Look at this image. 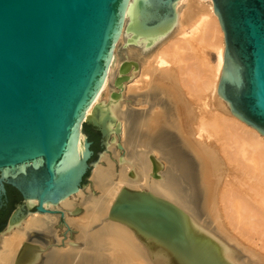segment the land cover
<instances>
[{"label": "water", "instance_id": "1", "mask_svg": "<svg viewBox=\"0 0 264 264\" xmlns=\"http://www.w3.org/2000/svg\"><path fill=\"white\" fill-rule=\"evenodd\" d=\"M130 1L0 0V208L5 184L23 199L0 233L28 212L63 217L45 205H58L87 183L114 120L104 100L86 112L106 78L125 16V31L133 32L126 43L145 36L144 48L176 22L177 0ZM210 1L223 33L216 93L231 115L264 136V0ZM187 154L198 178V161ZM190 214L166 197L122 186L102 222L129 228L154 264H233L230 248ZM193 214L209 224L200 206ZM44 250L26 239L12 264H35Z\"/></svg>", "mask_w": 264, "mask_h": 264}, {"label": "bare ground", "instance_id": "2", "mask_svg": "<svg viewBox=\"0 0 264 264\" xmlns=\"http://www.w3.org/2000/svg\"><path fill=\"white\" fill-rule=\"evenodd\" d=\"M175 14L172 27L145 48V36L126 43L133 32L125 31V16L106 78L86 112L104 100L114 120L93 164L92 184L45 205L62 211L63 221L59 213L28 212L5 227L0 264H12L26 239L45 247L35 264H154L129 228L102 222L122 186L191 212L230 248L233 264H264V136L231 115L216 93L223 33L211 1L177 0ZM187 150L198 161V178ZM81 206L82 215L72 217ZM199 206L211 226L194 216ZM61 225L78 228L74 245L55 246Z\"/></svg>", "mask_w": 264, "mask_h": 264}, {"label": "flooded vegetation", "instance_id": "3", "mask_svg": "<svg viewBox=\"0 0 264 264\" xmlns=\"http://www.w3.org/2000/svg\"><path fill=\"white\" fill-rule=\"evenodd\" d=\"M95 132L98 135V140H100L99 133L97 131H95ZM90 140H92V139H90ZM99 145H100V143H99ZM91 148L93 149V140H92ZM93 151H94V149H93ZM96 153H97V151H94L95 155H96ZM94 154L92 155V160H93ZM85 178H86V176L84 177L83 182L85 181ZM5 190H6V200L4 201L5 205L0 208V223L5 222L9 216V214L13 211V209H15L17 204L22 203V201H23L19 192L16 189H14L13 187H11L10 185L5 184ZM33 209L34 208H32V210ZM62 219H63L62 217H59V220L63 221ZM61 228L62 229L58 231V232H60L61 235L66 234L65 236H67L68 234H70L73 231L72 227H69V229L71 231L68 233L66 232L67 228L65 226L61 225ZM65 236H62V237H65Z\"/></svg>", "mask_w": 264, "mask_h": 264}, {"label": "rangeland", "instance_id": "4", "mask_svg": "<svg viewBox=\"0 0 264 264\" xmlns=\"http://www.w3.org/2000/svg\"><path fill=\"white\" fill-rule=\"evenodd\" d=\"M207 52V54H208V56H209V58L211 59V60H214L215 59V53L213 52V51H210V50H207L206 51ZM134 108H138V106H134ZM102 152H103V150H102ZM99 159V156L97 157V160ZM93 168V166L91 167V170H93L92 169ZM117 168H118V165H117ZM90 170V173H89V175L86 177V180H87V183L85 184V186H87V185H89V184H92L91 183V171ZM90 187H92V189H93V193L94 194H98L99 193V191L97 190V189H95V188H93V186H91L90 185ZM85 188V187H84ZM88 189V188H87ZM87 189H85V190H87ZM80 208H82V209H80V211L78 212V213H75L74 215L72 214L71 216L72 217H74V218H76V217H78V216H80V215H82V213L84 212V209H83V207L81 206ZM82 212V213H81ZM77 215V216H76ZM207 219L209 218V217H206ZM208 221H209V224L211 223V221H210V219H208ZM210 226H211V224H210ZM71 227H72V229H73V231L70 233V234H68L67 235V237L65 236V237H62L63 235H61L60 233H58V238H59V240L57 241V243L58 244H60V242H61V240H63V241H73V242H75L76 240H77V235H78V228L76 227V226H74L73 227V225H71ZM5 229H3V231H4ZM75 230H77V231H75ZM77 232V233H76ZM1 234V233H0ZM68 238V239H67Z\"/></svg>", "mask_w": 264, "mask_h": 264}]
</instances>
